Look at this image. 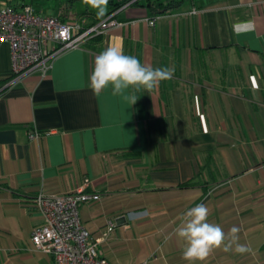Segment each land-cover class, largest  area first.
<instances>
[{
	"label": "crops",
	"instance_id": "0c3cea01",
	"mask_svg": "<svg viewBox=\"0 0 264 264\" xmlns=\"http://www.w3.org/2000/svg\"><path fill=\"white\" fill-rule=\"evenodd\" d=\"M144 3L108 0L105 15L118 24L56 55L45 74L6 85L10 52L0 40V264H54L31 241L43 221L33 199L84 178L99 197L79 215L93 238L114 224L97 244L112 264H188L174 232L198 203L251 249H218L203 264H264V0H181L164 12ZM247 20L255 30L236 35L233 25ZM118 44L142 64L173 68L172 79L140 90L133 105L111 88L95 95V58ZM32 129L38 138H28Z\"/></svg>",
	"mask_w": 264,
	"mask_h": 264
},
{
	"label": "built area",
	"instance_id": "2783aa9c",
	"mask_svg": "<svg viewBox=\"0 0 264 264\" xmlns=\"http://www.w3.org/2000/svg\"><path fill=\"white\" fill-rule=\"evenodd\" d=\"M119 22L113 13L88 22L85 18L64 20L55 14L37 11L31 3L14 6L0 2V40L9 45L11 60L10 79H21L39 71L45 74L53 58L67 49L80 47L88 39L105 33ZM150 24L154 19L149 20ZM3 84H0V90ZM40 132L32 129L29 139ZM89 178L74 190L60 194H38L32 208L42 215V223L31 231L33 245L53 256L54 264H112L97 251V244L113 230L109 222L99 237L93 238L79 215L81 203L96 200L99 195L87 190ZM132 264H149L139 260Z\"/></svg>",
	"mask_w": 264,
	"mask_h": 264
},
{
	"label": "clouds",
	"instance_id": "9594fccd",
	"mask_svg": "<svg viewBox=\"0 0 264 264\" xmlns=\"http://www.w3.org/2000/svg\"><path fill=\"white\" fill-rule=\"evenodd\" d=\"M84 3L91 6L98 17L106 14L108 0H84ZM254 30L255 23L251 20L233 25L238 36ZM174 71L170 67L153 68L142 64L136 56L126 55L123 46L118 44L107 47L96 56L89 85L95 95L111 88L113 96H120L133 105L138 100L137 92H153L161 82L172 79ZM208 217L209 208L204 203L188 208L180 216L174 235L184 243L182 258L188 264H203L218 249L241 254L251 251L238 243V228L233 227L225 233L220 225L210 223Z\"/></svg>",
	"mask_w": 264,
	"mask_h": 264
},
{
	"label": "rangeland",
	"instance_id": "374dc122",
	"mask_svg": "<svg viewBox=\"0 0 264 264\" xmlns=\"http://www.w3.org/2000/svg\"><path fill=\"white\" fill-rule=\"evenodd\" d=\"M8 0H0V2ZM16 2L33 3L35 8H39L42 13L64 14L72 16L74 13H80L86 10H93L91 6L84 3V0H11ZM88 8V9H87Z\"/></svg>",
	"mask_w": 264,
	"mask_h": 264
},
{
	"label": "trees",
	"instance_id": "16d2710c",
	"mask_svg": "<svg viewBox=\"0 0 264 264\" xmlns=\"http://www.w3.org/2000/svg\"><path fill=\"white\" fill-rule=\"evenodd\" d=\"M4 3H8V4H11V5H14V6H19L20 3H24L25 1H21V2H16V1H11V0H8V1H3ZM181 0H169V2H167L166 4H164L163 2H159V3H156V1L154 0H145V3L144 5L149 8V9H155V11H159V12H164V11H167L169 9H172V8H175L177 7L179 4H180ZM27 3V2H26ZM119 4V3H118ZM33 5V3H32ZM35 8V7H34ZM36 9V8H35ZM37 10V9H36ZM38 11V10H37ZM196 182L194 180H188L184 183H182L181 185L182 186H189V185H193L195 184Z\"/></svg>",
	"mask_w": 264,
	"mask_h": 264
}]
</instances>
